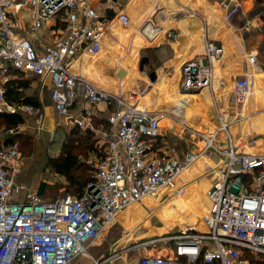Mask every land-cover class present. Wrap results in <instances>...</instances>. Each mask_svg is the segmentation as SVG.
Wrapping results in <instances>:
<instances>
[{
	"label": "built area",
	"instance_id": "2783aa9c",
	"mask_svg": "<svg viewBox=\"0 0 264 264\" xmlns=\"http://www.w3.org/2000/svg\"><path fill=\"white\" fill-rule=\"evenodd\" d=\"M91 1L0 0V112L32 114L41 128V108L9 100L7 82L11 69L49 77L56 110L66 115L83 97L87 104L75 118L76 125L104 141L93 179L80 196L66 192L45 199L17 181L24 156L19 141L8 138L21 132L25 124L6 129L0 141V264H73L130 205L161 190L168 197L182 194L181 176L202 153L189 152L181 159L156 146L164 111L135 105L74 71L79 56L100 49L110 21ZM59 19L66 22L65 27H56ZM223 51L222 45L207 39L203 51L184 62L181 90L210 86L214 78L211 62ZM247 60L249 69L256 70L258 51L252 50ZM251 85L248 76L234 80L237 100L249 94ZM102 101L115 107L107 115L108 125L96 126L93 108ZM218 131L211 132L213 142H205L202 149L216 150L221 171L207 190L210 202L202 216L203 228L188 224L173 233L141 238L121 246L120 251L114 248L103 260L91 255L94 264L112 262L129 250L157 243L173 245L166 254L152 250L142 255L137 264H264V151L241 150L237 144L242 141L235 144L229 131L228 141L221 143L216 140ZM202 136L208 140L209 135ZM17 194L23 198H15ZM132 234L127 230L124 238L130 240Z\"/></svg>",
	"mask_w": 264,
	"mask_h": 264
},
{
	"label": "crops",
	"instance_id": "0c3cea01",
	"mask_svg": "<svg viewBox=\"0 0 264 264\" xmlns=\"http://www.w3.org/2000/svg\"><path fill=\"white\" fill-rule=\"evenodd\" d=\"M91 4L98 10L105 12L106 15L109 10H114L116 15L113 19H110L107 31L103 36L104 48L102 52L92 60L85 58V55L79 56L73 66L76 73L87 77L98 87L120 93L131 103L150 110L160 109L150 103L151 100L146 99L147 96L151 97L153 95L151 98H157L158 94H161L162 100H160V103L162 104L159 107L162 110L171 111L174 115L178 114L185 119L199 118L201 119L200 125H208V112L211 107L206 102L208 98L212 99L215 109L218 110L219 124L227 120L223 111L220 110L223 109L220 104L221 101H224L226 107H232L231 112H234L231 114L232 117L236 115V118L241 120L240 130L243 126L244 129L246 127L248 130L249 125H252V120L257 122L264 119V113L257 109V102L260 101H257V98L263 96L257 94L258 96L256 95L254 100L251 99L255 82H258L259 87L261 86V91L264 90V29H262L263 27L260 29L259 22L262 20L257 15V10L260 9L263 3L258 0H92ZM233 5H237L239 10L230 18L228 17V11ZM121 13H123L124 18L118 20ZM45 31L46 27L41 33L45 34ZM172 32L178 33V36L174 37ZM207 39L222 45L224 48L223 54L211 62L214 69L213 83L211 86L200 90V93H194L196 95L183 94L181 93L183 64L185 61L198 56V52L203 51ZM124 46L132 47L129 59L117 55V49ZM151 48L154 50L149 55H143L145 49ZM252 50L258 51L259 60L258 67L253 71L249 69L247 60L248 54ZM138 57H142V62H144L139 68L136 66ZM77 61L81 64H89L91 68L102 73L103 78H95L85 73L82 66L75 67ZM116 61L121 64L117 71L107 65L115 64ZM121 67L126 70L123 79L118 78L116 75ZM25 74L30 79L29 86L24 90L25 95L30 96L38 104L35 106L41 108L43 124L41 128H38L35 116L23 113V123L25 125H22L21 133L33 137L36 154H38L36 160L40 159L42 162L59 154L64 139L75 127H79L76 125L75 118L81 115L82 108L87 102L83 97H79L71 106L68 114H60L51 98L52 82L50 78L29 72H25ZM108 75L116 76L120 83L116 84ZM244 76L251 79V91L241 101L236 98L233 104L232 98L235 95L234 80ZM145 86V92L141 93ZM114 107V104L103 101L94 105L93 120L97 119V122L94 120L95 125L105 124L104 120H107L109 111ZM252 107L255 110L252 111ZM240 134L242 133L240 132ZM3 138L4 136H0V141ZM94 138L99 141L102 140ZM57 139H60V142L58 148L54 149L52 148L53 143ZM223 139L221 138L219 142L225 141ZM199 140L202 141L201 138ZM103 143L101 142V145ZM163 150L181 159L190 152H181L172 149L170 146ZM210 150L212 152L209 151V148L202 151V147H199L201 154L207 151L212 153L210 158L216 164L218 154L216 150ZM201 159H198L200 164L203 162ZM191 165L186 169L187 171L185 170L184 176H181L180 181L183 184L184 181L190 180L189 178L196 174L195 163ZM42 179L41 169L35 164L28 166V163L24 160L23 171L18 175L17 181L42 193L45 185H47L42 183ZM193 182L199 183V181ZM210 182L211 180L207 181L204 177L200 180V183L204 184L203 188L208 187ZM15 198L22 199L23 195L17 194ZM206 198L205 208L200 213L208 210L210 200L207 192ZM171 215L173 214L171 213ZM197 218L193 222L201 219V217ZM175 219V221H179L182 217L178 216ZM99 242L95 245L96 247L101 246ZM148 252L150 251L137 250L132 254L138 257L141 253L143 255ZM155 252L166 254L167 250H156ZM81 256L76 260L84 262L85 258L81 261Z\"/></svg>",
	"mask_w": 264,
	"mask_h": 264
},
{
	"label": "rangeland",
	"instance_id": "374dc122",
	"mask_svg": "<svg viewBox=\"0 0 264 264\" xmlns=\"http://www.w3.org/2000/svg\"><path fill=\"white\" fill-rule=\"evenodd\" d=\"M264 1V0H263ZM264 6V4L262 5ZM232 8L228 11V17H232L233 14L238 12L239 7H236V5L231 6ZM260 10H263L262 8L257 10V15L260 16L261 20L259 23L260 29H264V19L260 15ZM263 14V13H262ZM227 17V18H228ZM229 18V19H230ZM23 29L25 31V34L27 33V26L26 22H22ZM108 41V40H107ZM108 50V49H107ZM135 51V49H133ZM99 51V50H98ZM107 52V51H106ZM132 47L131 46H124L117 49V55L121 56L122 58L131 57ZM146 54V52H143V55ZM142 56V54H141ZM120 62L116 61L115 64H107L110 68L113 70H116L120 67ZM137 68L144 63L142 62V57L137 58ZM143 65V64H142ZM120 79H123V77L118 76ZM212 85V84H211ZM210 85V86H211ZM261 85V84H260ZM146 86L141 90V93L145 92ZM254 92L252 93L251 99L254 100L257 94L263 96L258 97L257 102L258 106L257 109H259L261 112L264 113V90L261 91V86L259 87L258 82H255L254 84ZM200 90L197 91H191V92H184L181 90V93L183 94H194V93H200ZM202 92V91H201ZM151 94V93H150ZM161 94H158V97L151 98L150 96H147L146 99L151 100L150 103H152L154 106H156L157 109L162 110L159 105L160 100H162ZM196 95V94H194ZM258 96V95H257ZM232 103L234 104L236 101V95H233ZM164 100V99H163ZM206 102L211 106L210 110L208 112L209 118H208V125H200L199 118H183L178 114H173V112L164 111V116L161 119L162 122V129L161 133L156 141V144L158 143V147H161L162 149H165L167 146H170L172 149H177L179 151L183 152H193V151H199V147L205 148V138H203V134L210 135L212 130L216 131L219 129V133L217 135V141H219L221 138H224L223 143L228 141L229 134L232 135V139L234 140V143H242L237 144L241 150L245 151H264V119L261 121H253L252 125L250 124L248 127V130L242 127L240 130L239 124L241 123V120L239 118H236V115L231 116L234 112L231 108H227L226 110L220 109L223 111L224 116L227 118L226 121H222L221 123L226 122V126L222 127L223 124L218 123V114L217 109H215V105L212 101V99L208 98ZM253 103L251 104V106ZM255 110V108L252 107V111ZM222 113V112H221ZM184 114V111H183ZM218 115V116H217ZM221 117V116H220ZM219 117V118H220ZM240 117V115H239ZM256 122V123H254ZM261 123V124H260ZM204 124V123H203ZM242 124V123H241ZM259 124V125H257ZM220 125V126H219ZM218 127V128H217ZM7 127L3 121L0 119V136L5 135ZM215 128H217L215 130ZM227 129V130H226ZM201 131V132H200ZM203 131V132H202ZM240 132L242 134H240ZM240 135H239V134ZM198 134V135H197ZM70 134H68L69 136ZM67 136V137H68ZM73 138V143L75 144L74 151L77 154V158L79 162L83 163L85 167H89L91 171L94 173L95 169V162H96V156L101 152V150L104 147L101 145V142L97 139L94 140L93 147L94 148H88L86 147V140L83 137L81 131L79 130L78 133H75L71 136ZM198 137V138H197ZM196 138V139H195ZM199 138L202 139V141L199 140ZM60 142V139H57L53 144L54 146L52 148H58V144ZM253 143V144H252ZM236 144V143H235ZM205 145V146H204ZM22 153L24 156V160L28 163V166H33L34 164L41 169L42 172V183L47 185H57L60 186L58 189H56V194L60 195L63 192L72 191L69 188L68 180L65 176L57 173L53 166L49 164V158L46 159V161H42L38 159V154L35 149V140H33L32 144L29 143H22ZM209 148V151L212 152ZM209 151L205 152L204 154H200L198 159L203 160L202 164H200V161L198 160L195 162V172L194 176L189 178L190 180L184 181L185 184V191L182 194H178L175 196H167L165 194V190L160 192L158 195L154 197H149L147 199H144L142 202L136 203L133 206H130L127 210H125L123 216L120 218V222L114 227L112 232L109 230L104 232L100 238V245L99 247H94L91 251V254L95 259L97 260H103L104 258L108 257L111 251L115 248L118 251L121 250V246H125L126 244L129 245L132 241H136L141 238H146L149 236L162 234L166 235L168 233H173L177 230L178 224L185 222V221H194L197 217H201L203 213H200V211L205 208V199L206 198V192L208 188H210L211 184H213L214 181L217 180V178L220 175V168L217 164L211 160L210 156L212 153ZM202 155V156H201ZM193 165V164H192ZM191 165V166H192ZM190 167V166H189ZM188 167V168H189ZM207 169L205 170V168ZM187 171V170H186ZM185 171V172H186ZM184 172V173H185ZM184 173L182 174V177L184 176ZM206 178L207 181L211 180L210 184H208V187L204 184L200 183V180L202 178ZM193 181H199L194 183ZM180 183V182H179ZM203 183V182H202ZM74 187L72 186L71 189ZM207 189V190H206ZM53 193V192H52ZM51 195V194H50ZM45 196H49V194H45ZM53 196V195H52ZM171 213L173 215H171ZM178 216L182 217L181 220L175 221ZM198 219V218H197ZM115 223V222H114ZM198 228L202 229L203 225L202 222L198 221L194 223ZM133 226H137L133 229ZM129 230L131 231L132 237L130 240H126L124 238L125 232ZM131 235V234H130ZM126 240V241H125ZM156 246L150 247V248H143V249H134L133 251L129 250L125 254H122V256L116 257L112 262H106L105 264H137L138 260L142 256L132 254V252L137 250H147V251H162L167 250L171 248L173 243H157ZM131 252V253H129ZM149 253V252H148ZM144 255V254H143ZM85 258L84 262H80L75 260L73 264H94L93 259L90 257H87L86 254L81 256L82 259Z\"/></svg>",
	"mask_w": 264,
	"mask_h": 264
},
{
	"label": "trees",
	"instance_id": "16d2710c",
	"mask_svg": "<svg viewBox=\"0 0 264 264\" xmlns=\"http://www.w3.org/2000/svg\"><path fill=\"white\" fill-rule=\"evenodd\" d=\"M259 2L264 4L263 0H258ZM263 10H260L261 16L264 19V6H261ZM263 13V14H262ZM116 15V12L114 10H109L107 12V18L113 19ZM56 27H65L66 22L61 21L60 19L57 20V23L55 24ZM154 49H145L146 52L145 55H149L150 52H152ZM11 78L7 82V92L6 96L9 100L13 102H26L29 104L38 105L36 101L30 98V96L25 95V88L29 86L30 79L27 78L24 71L11 69ZM0 119L3 121V123L7 127H16L19 123L24 122V115L23 113H2L0 112ZM95 122H97L96 118L94 119ZM105 125H108V121L104 120ZM79 130L81 131L83 137L86 140V147L88 148H94V140L93 132L91 130H83L79 127H75L73 131L70 133L68 137L64 139V142L61 147V151L57 156L50 157L49 164L53 166L55 171L63 176H65L69 183V189L72 191H67L69 193H72L73 195L80 196L85 186L88 182H90L93 179V172L89 167H85V165L81 162H79L77 158V154L74 151L75 144L73 143V138L71 137L75 133H78ZM11 140H18L20 143V147L22 148V143H33V137L29 136L25 133L18 132L15 136L12 138H8ZM158 146L159 144H155ZM74 187L71 189V187ZM60 186L57 185H45L43 192L41 193L45 199H53L59 195L56 193V189H58ZM53 192V193H52ZM66 192H63L64 194ZM45 194H49V196H45ZM51 194V195H50ZM60 194V195H62ZM53 195V196H52Z\"/></svg>",
	"mask_w": 264,
	"mask_h": 264
},
{
	"label": "bare ground",
	"instance_id": "6f19581e",
	"mask_svg": "<svg viewBox=\"0 0 264 264\" xmlns=\"http://www.w3.org/2000/svg\"><path fill=\"white\" fill-rule=\"evenodd\" d=\"M123 18H124V15H123V13H121L120 15H119V17H118V20H123ZM103 39V38H102ZM101 42H102V40H101ZM103 48H104V43L102 42V47H101V49L99 50V51H97L96 53H91V54H85V58H88V60H92L94 57H96V56H98L101 52H102V50H103ZM79 67V66H82V68H83V70H84V72L85 73H87V74H90L91 76H93V77H95V78H99V79H102L103 78V75H102V73H100V72H98V71H96V70H94L93 68H91L90 67V65L89 64H86V63H84V64H81V62H79V61H77V63L75 64V67ZM110 78H112V80L117 84V83H120L119 82V79L116 77V76H114V75H108ZM220 104H221V106H222V108H223V110H226L228 107H226V105H225V103H224V101H221L220 102ZM208 137V140H206L205 142L206 143H208V144H211L212 142H213V139H212V136H207ZM161 191H163V190H161ZM160 191V192H161ZM159 193V192H158ZM154 195H156V194H154ZM151 196H153V195H151ZM147 197H149V196H147ZM146 198V197H145ZM136 204V203H135ZM132 205H134V204H132ZM131 206V205H130ZM129 206V207H130ZM128 208V207H127ZM126 208V209H127ZM125 209V210H126ZM125 210L122 212V213H120L119 215H117L116 216V220H115V223L109 228V231L110 232H112V230L114 229V227L120 222V218H121V216L123 215V213L125 212ZM207 211H204V212H202L203 214L204 213H206ZM203 214H202V216H203ZM202 216H201V219L198 221V223L199 222H202ZM197 222V221H196ZM196 222H193V221H191V222H182V223H179L178 225V228H177V230H179V229H181V228H183V227H185V226H187L188 224H194V223H196ZM90 252V253H89ZM89 252H87V253H85L88 257H91V251H89Z\"/></svg>",
	"mask_w": 264,
	"mask_h": 264
},
{
	"label": "water",
	"instance_id": "95a60500",
	"mask_svg": "<svg viewBox=\"0 0 264 264\" xmlns=\"http://www.w3.org/2000/svg\"><path fill=\"white\" fill-rule=\"evenodd\" d=\"M125 73H126V70H125L123 67H121V68L118 70V72H117L118 76H120V77L125 76ZM200 132H201V131H200ZM202 132H203V131H202Z\"/></svg>",
	"mask_w": 264,
	"mask_h": 264
}]
</instances>
